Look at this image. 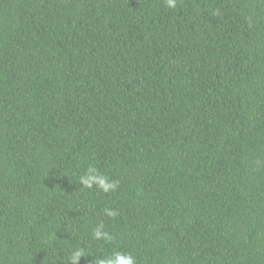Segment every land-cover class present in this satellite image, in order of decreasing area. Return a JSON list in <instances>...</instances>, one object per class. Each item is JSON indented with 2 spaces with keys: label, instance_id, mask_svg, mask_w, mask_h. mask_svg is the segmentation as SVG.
<instances>
[{
  "label": "trees",
  "instance_id": "1",
  "mask_svg": "<svg viewBox=\"0 0 264 264\" xmlns=\"http://www.w3.org/2000/svg\"><path fill=\"white\" fill-rule=\"evenodd\" d=\"M175 2L0 0V264H264V0Z\"/></svg>",
  "mask_w": 264,
  "mask_h": 264
},
{
  "label": "clouds",
  "instance_id": "2",
  "mask_svg": "<svg viewBox=\"0 0 264 264\" xmlns=\"http://www.w3.org/2000/svg\"><path fill=\"white\" fill-rule=\"evenodd\" d=\"M169 8H175V0H166ZM79 183L85 188L91 189L93 187L102 192L115 191L118 187V181L110 180L107 176L101 174L95 167H88L83 175L79 177ZM105 214L109 217L117 215V212L112 209H105ZM92 237L95 240H103L110 242L113 237L111 233L104 230L103 224H98L92 232ZM84 251L81 248L73 250L70 261L71 264H78L79 258L84 257ZM97 264H137L136 258L130 254L121 251H113L112 253L103 256L97 261Z\"/></svg>",
  "mask_w": 264,
  "mask_h": 264
}]
</instances>
